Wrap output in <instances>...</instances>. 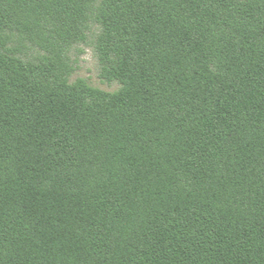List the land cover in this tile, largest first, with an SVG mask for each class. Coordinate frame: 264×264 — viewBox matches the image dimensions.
I'll return each mask as SVG.
<instances>
[{
    "label": "trees",
    "instance_id": "trees-1",
    "mask_svg": "<svg viewBox=\"0 0 264 264\" xmlns=\"http://www.w3.org/2000/svg\"><path fill=\"white\" fill-rule=\"evenodd\" d=\"M95 1L0 0V264H264V0H101L114 93L53 73Z\"/></svg>",
    "mask_w": 264,
    "mask_h": 264
},
{
    "label": "rangeland",
    "instance_id": "rangeland-1",
    "mask_svg": "<svg viewBox=\"0 0 264 264\" xmlns=\"http://www.w3.org/2000/svg\"><path fill=\"white\" fill-rule=\"evenodd\" d=\"M101 4V0L93 3L91 10L87 11L86 18L82 24L78 38L76 37L57 53L59 58L54 61V74H60L68 84H74L82 80L87 86L105 92L114 93L122 88L119 81L109 80L105 77L104 68L107 64L103 63L98 53L99 38L102 34V27L97 21L96 12ZM23 22L28 23L27 17L23 16ZM8 42L4 47L5 53L18 58L19 60L39 64L52 50L48 52L44 44H33L25 35L9 31Z\"/></svg>",
    "mask_w": 264,
    "mask_h": 264
}]
</instances>
